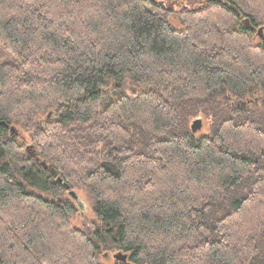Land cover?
<instances>
[{"label":"trees","instance_id":"obj_1","mask_svg":"<svg viewBox=\"0 0 264 264\" xmlns=\"http://www.w3.org/2000/svg\"><path fill=\"white\" fill-rule=\"evenodd\" d=\"M168 1L0 0V264H264V0Z\"/></svg>","mask_w":264,"mask_h":264},{"label":"rangeland","instance_id":"obj_2","mask_svg":"<svg viewBox=\"0 0 264 264\" xmlns=\"http://www.w3.org/2000/svg\"><path fill=\"white\" fill-rule=\"evenodd\" d=\"M168 3L172 5L173 8L178 7L177 5H175V3L172 0H169ZM259 34L263 36L262 28ZM206 130H207V125H203V121H202L199 131H206ZM19 131L21 135H24L23 137L25 141L29 144V148H31L32 145H31V139H30L29 133L23 130H20V129ZM72 198L76 202L79 208V212L75 216H73L72 222L75 226L81 227L83 226L85 222L94 218V212L92 208L94 200L88 192L84 191L83 189H79V188H76L74 190V192L72 193ZM105 257H103L104 262L109 263V264H114V261L110 255H107Z\"/></svg>","mask_w":264,"mask_h":264},{"label":"water","instance_id":"obj_3","mask_svg":"<svg viewBox=\"0 0 264 264\" xmlns=\"http://www.w3.org/2000/svg\"><path fill=\"white\" fill-rule=\"evenodd\" d=\"M248 23V22H247ZM261 31V29L259 30V32ZM201 124H202V120L201 118H196L193 122H192V130L194 132L198 131L199 128L201 127ZM12 131H15V128L14 127H11ZM73 193V192H72ZM115 258L117 259H122V260H126V255H122L121 253H117L114 255Z\"/></svg>","mask_w":264,"mask_h":264}]
</instances>
